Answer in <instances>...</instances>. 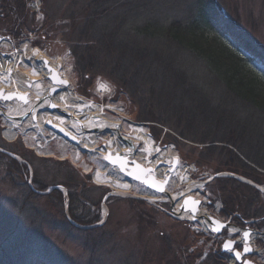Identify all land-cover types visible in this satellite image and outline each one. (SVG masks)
I'll return each mask as SVG.
<instances>
[{"label":"trees","instance_id":"trees-1","mask_svg":"<svg viewBox=\"0 0 264 264\" xmlns=\"http://www.w3.org/2000/svg\"><path fill=\"white\" fill-rule=\"evenodd\" d=\"M31 1L0 0V36L19 39L23 33L40 38L45 35L54 21L47 9L40 21L36 20L30 9ZM84 6L77 12L86 18L84 23H76L78 19L73 15L70 24L73 34L69 43L79 81H88L92 86L98 76L106 79L131 96L138 106L139 121L169 128L177 134L179 146L184 142L214 144L204 151L215 157L226 156L222 164L225 168L218 171H232L264 185V126L260 124L264 121V72L252 65L264 66V50L223 14L215 0H88ZM229 39L235 45H228ZM189 60L198 61L202 67L199 71L229 92L230 101L242 107L245 118L234 110L228 111L225 104L215 107L213 102L218 98L209 100L204 86L192 83L194 80L188 77L185 63ZM89 90L82 94L87 97ZM207 126L216 131L221 129L227 137L207 139L208 132H195L196 127ZM2 129L0 119V150L19 155L25 163L0 152V214L6 204L17 206V210L33 208L36 214L30 216L32 221L61 231L69 239L74 233L83 232L87 235L85 246L92 247V251L86 261L79 262L47 248L39 234L20 232L18 215L17 221L10 225L13 230L4 232L9 224L0 215V229L6 228L0 236V264H102L96 252L106 246L103 226L79 229L72 221L80 226L97 223L99 213L93 210L99 208L108 191L96 185L91 176L76 170L70 161L39 157L22 139L11 144L5 142ZM197 136L203 140L196 139ZM201 151L197 149L195 156L207 161L208 154ZM29 166L34 172L31 185L27 181ZM9 180L21 195L15 201H8L2 194L3 182ZM213 184L216 189L210 208L219 200L224 207L221 215L237 224L264 218V200L255 187L233 178H220ZM58 186L67 190V198L59 189L45 196L36 193ZM41 199L51 200L62 212L63 220L57 222L49 214L40 217L36 204ZM130 201L136 205L138 214L143 212L140 207L147 204L144 200ZM66 203H69L67 211ZM189 239L184 241L186 249L193 245ZM196 256L187 253L189 264H197L200 254ZM227 257L220 252L204 263L228 264Z\"/></svg>","mask_w":264,"mask_h":264},{"label":"rangeland","instance_id":"rangeland-1","mask_svg":"<svg viewBox=\"0 0 264 264\" xmlns=\"http://www.w3.org/2000/svg\"><path fill=\"white\" fill-rule=\"evenodd\" d=\"M87 1L88 0H32L30 2V9L36 14V20L40 21V18L43 17L44 9H47L54 22L51 23L50 28L46 31L45 35L42 34L41 38L34 34L27 35L25 33L21 34L19 39L10 38L9 36H0V54L6 56L4 58L6 61H2V67H5L6 65L9 67L11 66L14 69L17 67L16 72L8 73L6 71V66V68H4L5 71L0 74V81H4L7 89L9 90H19L21 87H25V80H22V76H24L23 74L26 73L29 76L28 73H32L36 66L33 64V58H30L29 54L27 55L22 49L24 45H29V47L40 50L41 53L46 54V57H48L52 63L59 65L60 68H58L60 72L65 73L66 78L70 80L72 85L70 88H65V90L69 89L81 99L85 101L88 100L96 106L102 108L104 117L119 125L122 136L132 139L134 130L133 127H143L147 134L152 138L155 145L160 147L162 151L168 150L167 155L169 157H166V160L161 159L160 161H167L170 165L161 163L162 165L160 164V168H163L164 170L172 168L171 165L173 160L177 158V169L173 172H171V170L168 171L171 181L178 178L176 176V172L180 167H190L191 180L197 183L201 182L203 184L202 188L194 191L192 195L204 201L202 207L204 214L210 216L212 215L221 221H230L242 229L249 226L254 230L257 229L264 233V218L247 219L244 220L243 223L237 224L233 221V219H228L221 215L224 207L223 203L219 200L216 201L213 204V207L210 208L213 201L212 198H214L213 192L216 189V186L214 184L212 185V183L220 178H233L240 182L241 180L247 181L248 183L246 184L255 187L259 194L262 195L263 200L264 185H258L245 176H241L240 174L232 171L229 172L225 169L218 171L220 168H225L222 164L227 160L226 156L220 155L219 157H215V154L204 151V148L214 146V144H194L184 142L183 145L179 146L176 140L178 137L177 134H173L169 128L165 126L163 127L154 122L150 123L139 121L137 114L138 106L133 102L131 96L129 97L126 92L121 91V89H118L117 86L113 85L106 79L99 76L96 79H93V87L90 86L88 81H79L75 73L76 62H74L75 59L71 51L72 45L70 44V39L72 37L73 30H71L70 24H72L73 15L76 19H78L76 23L79 25L84 23L86 18L83 14H78L77 12L85 7L84 5ZM215 1L220 5L223 14H225L240 30H242L243 33H246L251 40L259 44V46H261L264 50V0ZM75 2H77V5L74 4ZM56 25H58V27H56ZM209 37L211 36L209 35ZM34 41L39 42L40 45H34ZM227 42L228 45H235L231 39L227 40ZM241 52L245 55L243 51H240V53ZM252 65L258 71L260 70L264 72L263 65H258L256 63H253ZM185 68L187 69L188 77L194 80L192 83L195 84L196 82L204 86L206 89L205 95L209 97V100L213 99L214 96H216L215 99H219H217V102H213L215 107L220 106L219 104H225L228 111L234 110V113L236 112L238 115L245 118L246 114L244 113L242 107L240 105H234L232 104V101H230L232 99L229 97V92L225 90L219 82L209 78L206 74L205 76L204 73H201L202 71H199L202 67H200L198 61L189 60L185 63ZM29 77L32 78L31 75ZM41 79L43 88H40V90L50 86L48 81L44 78V75H42ZM101 85H105L107 90L101 91ZM85 89H90L87 97L82 94V91ZM63 92L64 91H62V93ZM60 96L61 95L59 94V96L55 97L56 103V99ZM14 107L15 105L6 109V112L10 113ZM67 110L71 114H74L71 108L67 107ZM0 119L3 122L1 116ZM70 124L71 126L75 125L74 122H70ZM260 124L264 126V121H261ZM18 127L19 129L16 130L19 132V137L10 141L4 135L8 126L3 123V140L11 144L19 141V139H22L24 145L31 151H34V153L39 157L70 161L76 170H81L83 174L91 176L92 181H94L96 185L105 187L108 191L107 195L116 192L117 189L115 190L114 187L106 185L107 183L95 180L97 175L102 176L103 179L106 177H113V179L116 180L122 187L129 183L125 177H122L117 173L118 171L116 169H108L105 166L106 164L103 158L104 151L100 147L102 143H107V141L111 138L108 134L99 133V140L96 144L97 149L89 150L86 146H89L90 143L86 145V138L80 146L75 147L68 142L64 143L61 139L52 138L51 134L47 130L44 131V129H41L39 125L37 126L35 123L33 124L32 120L30 122H23ZM212 128L213 127L207 126L199 129L196 127L195 132L198 134L202 132L205 134L208 132L207 139H217L219 136H223L224 138L227 137L225 132H220L221 129L216 131ZM82 135H84V137L86 136V134ZM201 136H197V138H195L203 140ZM126 147L133 151V154L129 156L133 160V156L136 155L135 148H131L128 145ZM137 148V152L142 150V144H138ZM197 149H202L203 151H201V153L204 152L208 154V156L205 157L207 161H204L203 159L200 161L199 158L197 159L195 156L197 155ZM194 150L195 152L193 154ZM2 151L5 152L4 150H0V152ZM5 153L10 155L13 159H16L18 162L25 163L19 155L14 153L10 154L8 152ZM171 156L173 159L170 158ZM141 163L149 166L146 164L147 162L145 159ZM211 166L214 169H212ZM258 172L261 173L262 171L258 169ZM28 173L29 176H27V181L31 185L34 172H32L30 166L28 167ZM231 175L234 177H231ZM212 177L214 178L211 180ZM9 182L10 180L8 182H3L4 185L2 188V194L6 196L8 201H15L21 195L18 187ZM131 185L133 189L129 193H127L128 191L118 190L119 192L107 200H104L107 195L104 196L99 208L93 210L94 213H99V221L97 223L92 226H80L75 224V221H72V223L79 229L92 230V228L103 226L102 230H104L106 234V246H104L102 250L98 249L96 252V254H99L102 264H189L186 259L187 253L195 255V257L200 254V259H197V264H205L204 262L207 261L210 256L220 252L228 255L226 260L228 261V264H238L232 257L231 253L223 252L221 251V248L226 239L230 238L232 240H241L240 234H235L234 232L231 233L225 230L223 238L219 239L202 226L204 223L202 220L198 223H194L192 221L174 218L171 214L170 202H165V199H167L166 197L159 196V200L156 201L153 200L154 198L148 199L150 196L147 194V189L139 184L132 183ZM54 189H59V191H61V193H63L67 198L68 192L61 186H58L57 188L50 187L45 192L37 191L36 193L45 196ZM169 190L172 193H178L180 191H185L186 187L185 185L176 186L170 182ZM142 196L145 197L141 198ZM183 196L186 195H181L179 197L181 198ZM135 199L147 201L146 206L144 205V207H140L143 210L141 214H138V211H136L137 208L135 207L136 205L133 206V203L130 201ZM36 207L37 214H39L40 217H49V215H53V217L57 218V222L63 220L62 212L53 204L51 200L46 201L41 199L39 203L36 204ZM68 207L69 203H66V211L68 210ZM33 211L36 212L33 208H30L29 210L27 209V211L21 209L17 210V206L6 204L5 210L2 211L0 215L5 217V221L8 220L9 225L6 227L7 229H0V236H2V230L6 229L4 232H11L13 230V227L10 225L17 221L18 215L21 220L19 221L20 232L32 231L35 235L39 234V237L41 238L40 240L45 242L47 248L63 253L68 257H73V259H76L79 262L83 263L89 258L88 255L91 254L90 252L92 251V247L87 248L85 246L87 235L83 232H77L73 234V238L69 239L61 231H55L46 225L41 226L39 222L35 223L32 221L30 218L36 214ZM186 224L190 226L189 229H187ZM253 224H255V226ZM17 237L19 236L17 235ZM190 237L193 241V245H191L190 249H186L188 245L184 241L187 239L190 240ZM252 239H254V249L259 251V254L251 257V260L257 262L258 264H264V236H259L258 239L253 237ZM91 242L92 241L90 240L89 244H91ZM11 246L12 245L10 244L9 247ZM10 252L12 256L15 255V252L11 251V249Z\"/></svg>","mask_w":264,"mask_h":264},{"label":"water","instance_id":"water-1","mask_svg":"<svg viewBox=\"0 0 264 264\" xmlns=\"http://www.w3.org/2000/svg\"><path fill=\"white\" fill-rule=\"evenodd\" d=\"M45 62H47V67H45ZM38 63L44 64V78L50 85L49 87L44 89V91L40 89L38 90L36 88V84L40 82V79L36 77H32V79L27 78L29 81H26L24 83V89L23 87H21L19 90H9L7 89V87L0 85V116L4 120V123L6 124V120H10L21 124L23 122H30L32 120L33 124L35 123L42 129L48 130L54 136V138L57 137L59 139H62L66 143L68 142L75 147L80 146L84 141V137L82 134L99 135V133H105L106 130L100 127L87 129L86 127H84L83 122L77 116H74L68 110H64L55 102V97L59 96L62 91H65V88H70L72 84L70 83V80L68 78L63 77V74H61L60 70L55 67L53 63H51L48 57L43 58L42 61H38ZM49 68L52 71H49ZM57 80H63L66 81V83L64 85H61L57 82ZM7 96H10L12 98H4ZM21 97H23V99ZM13 105H15V107L18 106V108L20 109H23L22 114L9 115L8 112H6V109L11 108V106ZM55 114H58L60 117L64 118L63 124L61 122L59 123L54 121L52 118H47L44 122L40 121L39 116L44 117L46 115L52 116ZM70 122H74L75 125L71 126L69 124ZM115 132L119 136L120 140H122L126 145L131 148H135L133 146V142L130 139L122 136L119 126L115 128ZM100 148L104 151L103 158L106 164L105 166L108 169H116L118 171L117 173L122 177H125L127 182L130 183H127L123 187L129 188L132 183H135L143 186L148 190L147 192L150 196V198L148 197V199L154 198V200H156V198L159 196L166 197L170 202V210L172 216L177 219H185L194 223H198L200 222V220H202L204 221L202 226H204L207 231L213 233L216 236H222L225 230L231 233L234 232L235 234H240L241 240L226 239V241L222 245L221 251L231 253L232 257L235 261H237L238 264H258L257 262L251 260V257L259 254V251L254 249V239L252 238L254 237L258 239L259 236L263 237V232H260L257 229L254 230L249 226L242 229L230 221H221L220 219L215 218L212 215L210 216L204 214L202 211L204 201L200 198H196L192 194H188L181 198L179 197L177 202L174 201L169 190L171 177L168 175L164 179L157 178V176L155 175V169L153 167L143 165L142 163L134 159L132 160L129 157L131 156V154H133V151H131L129 148L127 150H122L121 152L114 151L113 149H109V147H107L105 143H102ZM109 156L111 157V159L108 158ZM113 161L116 162L113 163ZM171 166V172L177 169V158L173 160ZM220 176L228 177L229 175ZM231 177L234 176L231 175ZM213 178L214 177H212L211 180ZM95 180H99L98 175ZM242 181L248 183L245 180H241V182ZM161 187L163 188V191L159 190ZM116 193L117 192L108 194L104 200H107ZM193 201H195L196 203H193ZM186 217H189V219ZM232 229H235V231L232 232ZM245 232L250 233V236L248 238H245ZM229 241H234V246L231 249H226L224 247V244ZM238 246H241V248L239 249ZM245 247H250L251 251L245 252ZM236 252H240L241 255L237 257Z\"/></svg>","mask_w":264,"mask_h":264},{"label":"bare ground","instance_id":"bare-ground-1","mask_svg":"<svg viewBox=\"0 0 264 264\" xmlns=\"http://www.w3.org/2000/svg\"><path fill=\"white\" fill-rule=\"evenodd\" d=\"M23 52H25L27 55L29 54L30 58H33V64H35L36 68H34V70L32 71V73H28L29 76L31 75V77H36L38 79H40V82L38 84H36V88L39 90L40 88H43L42 86V75H45V71H44V64L38 63V61H42L43 58H46V54L45 53H41L40 50L29 47V45H24L23 47ZM5 56L3 54H0V74H2L3 71H5L4 68L2 67V61H6L4 60ZM52 63V62H51ZM53 65L55 67H59V65H57L56 63H53ZM58 68V69H59ZM7 72H16L17 71V67L14 69L13 67H9L7 66L6 68ZM61 73V72H60ZM63 74V77H66L65 73H61ZM24 76H22V80H25L27 77H29L26 73L23 74ZM25 79H24V78ZM21 80V81H22ZM20 81V83H21ZM0 85L7 87L6 84L4 83V81H0ZM25 87H23L24 89ZM107 87L105 85H101V91H106ZM61 96L58 97L56 99L57 103L62 106V108L64 110H67L68 108H71V110H73L74 112V116H77L84 124V127H86L87 129H94V128H102L106 130V134H108L109 136H111V138L107 141V143L105 142V144L107 145V147H109V149H113L114 151H122V150H127L128 147H126L127 145L120 140L119 136L116 134L115 132V128L117 126H119L117 123L111 122L110 120H108L106 117H104L103 115V109L100 108L99 106H96L94 103H91L90 101H85L83 99H81L78 95H75L74 92H72L69 89H66L62 94H60ZM66 108V109H65ZM9 115H18V114H22V109L18 108V107H14L10 113H8ZM55 116V117H54ZM54 116H49L46 115L44 117H40V121L44 122L47 118H52L54 121L56 122H61L63 124L64 122V118L60 117L58 114L54 115ZM6 125L8 126V129L4 132V135L10 140L12 141L14 138L17 137V135L19 134L18 130L19 129V123L17 122H13L10 120H6ZM133 137L132 139H130L133 143V146L135 147V156H133L134 160L138 161V162H142L144 159L146 160V164H148L150 167L158 168L155 169V175L157 176V178L160 179H164L166 178V176H168V171L171 170L170 169H163L160 168V164H167L170 165L167 161L162 162L160 161L161 159L166 160V157H169L167 155L168 150L162 151V149L160 147H158L157 145L154 144L152 138L147 134L146 130L143 129V127H133ZM52 137H54L52 135ZM80 137V136H79ZM84 137V135H83ZM57 138V137H56ZM55 138V139H56ZM81 138V137H80ZM86 138V145L89 144V146H86L89 150H94L97 149L96 148V144L98 143V135L96 134H91V135H86L83 139ZM94 139V140H93ZM106 139V138H105ZM129 139V138H127ZM138 144H142L143 148L142 150L137 152V145ZM92 148V149H91ZM104 153V152H103ZM172 158V156L170 157ZM173 159V158H172ZM161 164V165H162ZM190 167H180L177 172H176V176L178 177L177 179H174L171 181V184H175L177 185H185L186 190L185 191H180L178 193H171L172 195V199H174V201L177 202L178 197L181 195H188V194H192L194 191L199 190L200 188H202L203 184L201 182L197 183L191 180V176H190ZM99 175V180H101L100 182L102 183H107L106 185L110 186V187H114L116 192L120 191H128L127 193H129L130 191H132V186H130L129 188L126 187H120V185L118 184V182L116 180L113 179V177H106L105 179H103V177ZM148 194V193H147ZM144 197V196H142ZM169 199H165V202H167ZM235 229H233L234 231ZM232 231V232H233Z\"/></svg>","mask_w":264,"mask_h":264},{"label":"snow or ice","instance_id":"snow-or-ice-1","mask_svg":"<svg viewBox=\"0 0 264 264\" xmlns=\"http://www.w3.org/2000/svg\"><path fill=\"white\" fill-rule=\"evenodd\" d=\"M45 67H47V62H45ZM49 71H52L50 68H49ZM55 78V77H54ZM57 82L58 83H60L61 85H64L65 83H66V81H63V80H57ZM4 98H6V99H10V98H12V97H10V96H7V97H4ZM22 99H23V97H21ZM109 159H111V157L109 156L108 157ZM119 159V158H118ZM116 161H113V163H115ZM159 190H161V191H163V188L161 187ZM193 203H196L195 201H193ZM245 238H248L249 236H250V233H248V232H245ZM234 241H229V242H227V243H225L224 244V247L226 248V249H231L233 246H234ZM244 251L245 252H248V251H251V248L250 247H245V249H244ZM236 255H237V257H239L240 255H241V253L240 252H236Z\"/></svg>","mask_w":264,"mask_h":264},{"label":"crops","instance_id":"crops-1","mask_svg":"<svg viewBox=\"0 0 264 264\" xmlns=\"http://www.w3.org/2000/svg\"><path fill=\"white\" fill-rule=\"evenodd\" d=\"M65 143V142H64Z\"/></svg>","mask_w":264,"mask_h":264},{"label":"flooded vegetation","instance_id":"flooded-vegetation-1","mask_svg":"<svg viewBox=\"0 0 264 264\" xmlns=\"http://www.w3.org/2000/svg\"><path fill=\"white\" fill-rule=\"evenodd\" d=\"M240 249V248H239Z\"/></svg>","mask_w":264,"mask_h":264}]
</instances>
